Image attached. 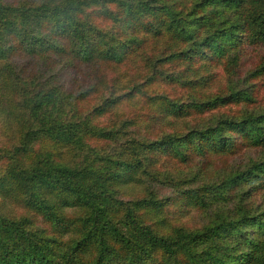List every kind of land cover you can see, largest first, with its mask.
Segmentation results:
<instances>
[{
  "label": "trees",
  "instance_id": "obj_1",
  "mask_svg": "<svg viewBox=\"0 0 264 264\" xmlns=\"http://www.w3.org/2000/svg\"><path fill=\"white\" fill-rule=\"evenodd\" d=\"M93 64L84 89L67 86ZM258 82L264 0H0V264H264V209L244 203L264 190V159L187 192L154 169L264 150ZM144 107L139 140L117 112ZM108 116L121 126L97 123ZM120 134L117 154L96 146ZM188 207L207 223H170Z\"/></svg>",
  "mask_w": 264,
  "mask_h": 264
},
{
  "label": "rangeland",
  "instance_id": "obj_2",
  "mask_svg": "<svg viewBox=\"0 0 264 264\" xmlns=\"http://www.w3.org/2000/svg\"><path fill=\"white\" fill-rule=\"evenodd\" d=\"M31 3L33 0H29ZM36 0H34L35 3ZM250 65H245V70L249 69ZM76 71V72H74ZM73 72L66 74L64 79L67 82V86L70 87L73 90H82L84 87L88 85V83L91 82L93 79V76L95 73L100 74L98 67L96 64H93L89 67H84L82 69H75ZM111 69H106L105 73L108 75L110 74ZM71 80L69 79L70 75ZM51 77V78H50ZM50 77L48 75H44L41 78L45 79L48 78L49 81L52 82L53 74L51 73ZM121 76H117L118 79H120ZM59 78V77H58ZM259 85V95L257 96V101L254 105H259L264 107V85L261 84V82H258ZM73 92V91H72ZM96 100L94 99H88L85 103L88 106L92 105L94 107L96 105ZM251 106H245V108H250ZM244 106H236L233 107V110H240L243 109ZM134 110H137V107H133ZM150 114V110L148 108L140 109L139 112L134 113L131 108H125L120 111V109L117 112V115H121L123 117H126L128 119L126 120H134L136 122V130L135 134L133 136H136L139 140H142V138H149L148 137V130L146 131L144 127L148 126V116ZM118 119L120 118H113L112 116H108L105 118H101L97 121V123L101 126L108 127L107 129L111 128L112 124L116 125L115 127L121 126L119 125ZM4 120L3 116H0V123L2 125ZM125 120V121H126ZM0 125V126H1ZM165 131H167L164 128ZM120 138H117L114 142H97L96 146L101 150L105 149L106 151H110L115 155L117 154L118 150L121 148V146H124L125 142L130 138L127 137V135H119ZM6 144L5 136L2 134V131H0V147ZM264 159V150L260 148H243L241 149L237 154H221V155H214V154H207L204 156H196L192 160L183 163L180 160L171 158L169 156H158L157 158V164L154 166V169L156 171H160L163 175H169L170 178H173L175 180H187L190 181L189 183L182 186L181 191H189L190 189L197 190L200 187H203L206 184H213V185H219L222 180L229 177L231 173L236 171H244L246 168H248L252 163L259 162ZM158 174V173H156ZM150 182H145L146 185L140 186L136 184L129 185L125 191L124 196H122L124 200H130V199H136L139 197H142L141 195L144 192V189H148L151 186H156L157 183L153 182V180L149 179ZM174 188V187H172ZM249 187H243L240 188L238 192L239 194L243 191H249ZM185 189V190H184ZM253 189V188H251ZM250 189V190H251ZM173 191L176 190V188L172 189ZM150 190H148L149 192ZM147 192V194H148ZM244 203H246L249 207H253L259 210L264 209V190L260 192L253 191L249 193L248 197L245 199ZM6 205L12 206L5 202ZM236 205V200L233 202H230L226 204V208L229 210L234 209ZM197 209V208H196ZM193 207L188 208H182V212L179 210L177 211L179 216L181 215V218L179 219L176 217L177 213L175 211H172V209L169 210V221L171 224H177L182 223L187 225L189 229L194 228H200L204 224L207 223L208 220V214L202 212L200 210H196ZM199 211V213H198ZM17 212V209H16Z\"/></svg>",
  "mask_w": 264,
  "mask_h": 264
}]
</instances>
